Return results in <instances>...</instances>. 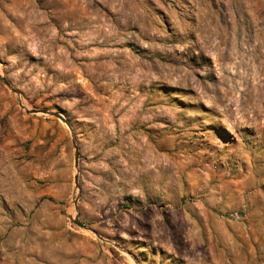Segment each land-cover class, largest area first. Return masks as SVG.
<instances>
[{"label":"rangeland","instance_id":"1","mask_svg":"<svg viewBox=\"0 0 264 264\" xmlns=\"http://www.w3.org/2000/svg\"><path fill=\"white\" fill-rule=\"evenodd\" d=\"M0 264H264V0H0Z\"/></svg>","mask_w":264,"mask_h":264},{"label":"water","instance_id":"2","mask_svg":"<svg viewBox=\"0 0 264 264\" xmlns=\"http://www.w3.org/2000/svg\"><path fill=\"white\" fill-rule=\"evenodd\" d=\"M2 81H3V83L7 86V87H11V85H10V83L6 80V79H4V78H2ZM34 112H41V113H43V114H49V115H51V116H54V117H56L57 119H59L60 121H62L63 123H65L68 127H69V122L60 114V113H58V112H48V111H45V110H43V111H34ZM33 112V113H34ZM75 149H76V151H77V148L75 147ZM77 160H78V155H76V159H75V162H76V166H77ZM75 224L77 225V226H79L80 228H83V229H85V228H87L86 227V225H84V224H82L81 222H79L78 220H75Z\"/></svg>","mask_w":264,"mask_h":264}]
</instances>
